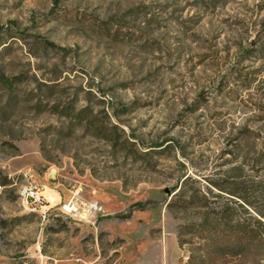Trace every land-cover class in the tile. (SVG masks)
I'll use <instances>...</instances> for the list:
<instances>
[{
	"label": "rangeland",
	"instance_id": "1",
	"mask_svg": "<svg viewBox=\"0 0 264 264\" xmlns=\"http://www.w3.org/2000/svg\"><path fill=\"white\" fill-rule=\"evenodd\" d=\"M0 186V264H264V0H0Z\"/></svg>",
	"mask_w": 264,
	"mask_h": 264
},
{
	"label": "built area",
	"instance_id": "2",
	"mask_svg": "<svg viewBox=\"0 0 264 264\" xmlns=\"http://www.w3.org/2000/svg\"><path fill=\"white\" fill-rule=\"evenodd\" d=\"M19 176L22 179L19 189L21 204L37 212L43 222L49 221L54 216H64L96 228L99 220L108 215L105 206L100 201L84 198L78 192L73 193L68 199L61 198L57 202H52L47 197L46 185L40 181L31 167L20 170Z\"/></svg>",
	"mask_w": 264,
	"mask_h": 264
},
{
	"label": "trees",
	"instance_id": "3",
	"mask_svg": "<svg viewBox=\"0 0 264 264\" xmlns=\"http://www.w3.org/2000/svg\"><path fill=\"white\" fill-rule=\"evenodd\" d=\"M49 45H52L50 42H46ZM4 82L7 85H10V83L7 81V79L4 80ZM8 179H5V183H8ZM231 229L230 226V222L229 221H225V222H221V228H219V226H215V231H214V240L216 239H223V233L227 232ZM226 236H229V239H233L234 241L232 243H234V245L236 247H240V248H244L246 246H248L250 244V242L252 241V238H254L253 236H251V234H239V233H234V234H226ZM225 236V237H226ZM222 244H217L216 247L221 246ZM215 247V248H216Z\"/></svg>",
	"mask_w": 264,
	"mask_h": 264
},
{
	"label": "crops",
	"instance_id": "4",
	"mask_svg": "<svg viewBox=\"0 0 264 264\" xmlns=\"http://www.w3.org/2000/svg\"><path fill=\"white\" fill-rule=\"evenodd\" d=\"M49 191H50V193L48 194V196H49V198H50V196H53V195H52V192H53V191H52V189H49Z\"/></svg>",
	"mask_w": 264,
	"mask_h": 264
},
{
	"label": "bare ground",
	"instance_id": "5",
	"mask_svg": "<svg viewBox=\"0 0 264 264\" xmlns=\"http://www.w3.org/2000/svg\"><path fill=\"white\" fill-rule=\"evenodd\" d=\"M47 189H49V188H47ZM49 197V196H48Z\"/></svg>",
	"mask_w": 264,
	"mask_h": 264
}]
</instances>
